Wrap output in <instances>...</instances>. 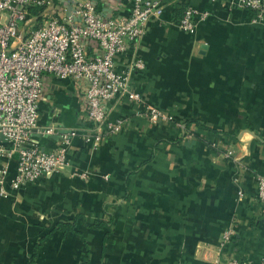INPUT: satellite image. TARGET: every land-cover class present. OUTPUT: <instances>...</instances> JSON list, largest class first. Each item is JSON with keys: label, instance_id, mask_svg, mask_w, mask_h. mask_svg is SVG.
Masks as SVG:
<instances>
[{"label": "crops", "instance_id": "1", "mask_svg": "<svg viewBox=\"0 0 264 264\" xmlns=\"http://www.w3.org/2000/svg\"><path fill=\"white\" fill-rule=\"evenodd\" d=\"M94 1L102 14L128 13L127 0ZM161 4L116 64L141 57L134 84L172 121L151 124L121 99L110 113L126 119L119 133L96 150L74 139L62 171L17 190L7 182L15 157L0 158L8 190L0 196V264L264 263L255 201V175H264V25L233 0ZM187 5L207 12L190 32L177 25ZM83 108L72 80L47 78L41 125L76 126ZM36 139L43 150L58 143L57 135ZM59 222L74 230L56 229ZM230 225L235 234L218 250Z\"/></svg>", "mask_w": 264, "mask_h": 264}, {"label": "built area", "instance_id": "2", "mask_svg": "<svg viewBox=\"0 0 264 264\" xmlns=\"http://www.w3.org/2000/svg\"><path fill=\"white\" fill-rule=\"evenodd\" d=\"M127 1L128 13L123 15L100 13L94 0H0V138L11 147L6 150L0 144V158L15 157L9 190L62 171L69 164L67 153L74 139L80 137L96 150L119 133L126 119H111L110 113L121 99L138 106L137 113L151 124L172 121L171 115L147 102L134 84L133 74L144 68L141 57L129 54L124 68H117V58L139 42L151 18L162 14L161 0ZM233 3L252 12V23L264 25V0ZM206 17L207 12L187 5L177 25L190 32ZM49 76L70 79L79 90L84 108L76 126L39 123L38 105ZM37 135H57L58 143L52 150H43ZM6 174V166L0 165L3 197L8 194ZM255 181V201L264 217V175L256 174ZM244 195L238 187L237 196ZM233 234V225L223 230L218 250ZM226 264L264 263L232 258Z\"/></svg>", "mask_w": 264, "mask_h": 264}, {"label": "trees", "instance_id": "3", "mask_svg": "<svg viewBox=\"0 0 264 264\" xmlns=\"http://www.w3.org/2000/svg\"><path fill=\"white\" fill-rule=\"evenodd\" d=\"M97 225L98 224H89V226H91V227H95ZM56 229L61 230V231L74 230V223H63V222H59L57 224Z\"/></svg>", "mask_w": 264, "mask_h": 264}]
</instances>
